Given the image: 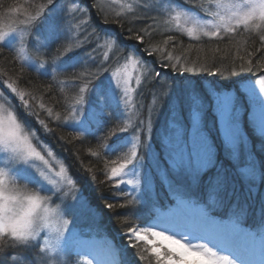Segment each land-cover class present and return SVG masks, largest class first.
Masks as SVG:
<instances>
[{
    "label": "snow or ice",
    "instance_id": "obj_1",
    "mask_svg": "<svg viewBox=\"0 0 264 264\" xmlns=\"http://www.w3.org/2000/svg\"><path fill=\"white\" fill-rule=\"evenodd\" d=\"M112 4L111 19L101 0H34L0 12V56L10 53L0 60V264H129L128 248L137 264H252L244 251H264V124L260 155L250 152L236 171L222 162L211 126L224 122V159L234 161L248 147L240 95L264 112V0ZM244 34L259 47L241 55L236 41L234 54L219 55L220 43ZM30 72L50 79L34 83ZM52 139L87 144L96 160L81 168L107 193L103 209L125 240L106 242L104 259L76 230L83 192ZM165 199L220 228L174 226L169 209L160 211ZM257 212L258 230L249 231Z\"/></svg>",
    "mask_w": 264,
    "mask_h": 264
},
{
    "label": "rangeland",
    "instance_id": "obj_2",
    "mask_svg": "<svg viewBox=\"0 0 264 264\" xmlns=\"http://www.w3.org/2000/svg\"><path fill=\"white\" fill-rule=\"evenodd\" d=\"M121 2H126V0H121ZM101 3L103 4V6L106 9V12L109 16V18L111 19L112 16L114 15V12L116 10H118V7L112 4V0H101ZM20 8H26L25 6H18ZM14 16H20L22 18V13H14ZM94 23H96L97 25H99L102 28H112L110 27V25H103L99 18L95 17L94 15ZM245 36H247V34H244L242 36H238L236 37V40L230 44L228 41H224L223 43H220V45L225 44V43H229V47L231 46L232 52H234L235 47L233 46L235 44L236 41H239V46H241V43H243V39L245 38ZM186 41H188V43L190 42L189 39L187 37H183ZM12 46L16 45V41H12L11 42ZM215 45V43H213L211 45V47H213ZM219 45V46H220ZM9 48V47H7ZM177 52H179V50H177ZM196 51H193L191 53V55L193 56V58L195 57L194 54H199V55H203L204 53H195ZM69 70H71V68H69ZM254 74H250L248 76H253ZM145 103L148 102V97L145 96ZM239 103L243 104L244 106V113H243V131L246 133L245 136V141L248 145L247 149L241 148V150L237 153V157L234 161H230V160H226L224 159V152H225V148H227V143H226V134H227V130L225 127V124L223 121H221L218 117H215V124L214 126H211V135L213 137V139L215 140V142L217 144H221L223 145V147L221 148V160L222 162L225 164L226 167L232 169L233 171L236 170H240L243 169L244 167H246V165L248 164L249 161V153L250 152H254V149L257 150V145H259L261 143L260 140V133H259V125L260 124H264V112L260 111L258 106H256L255 104H252L247 96L245 94H241L240 95V99H239ZM133 121L135 120V116L132 117ZM158 127H161V125H158ZM252 130L251 133L249 132L250 129ZM248 134H252L254 136V138L258 139V141L256 142H252L250 135ZM127 135V134H125ZM51 146L53 147V151L56 153H62L61 154V158L57 155V157L64 162V159H66V154H64L63 152H60V149L57 148L56 144H55V140L52 139L51 140ZM56 153V154H57ZM83 192V191H82ZM175 202V201H174ZM169 202L165 199L163 200V206L160 207V211L161 212H165L167 207H169ZM76 230L81 232L84 236L85 239H90L92 242H94L97 246H99L96 249V252L98 253V258L100 259H104V251H103V245L106 242H115L117 240V244H119L120 246H123L125 244V240L124 238L120 235V234H116V240L114 238L113 235V231L106 225V223L103 222V218L101 217V214L95 209L93 208L87 197L84 195L83 193V197H82V204L79 205L76 209ZM257 218L259 217V213L257 212L256 214ZM205 223V222H204ZM251 225L255 227V221H253L251 223ZM205 228V226H204ZM122 231V230H121ZM243 243V242H242ZM129 250L133 251L134 249L128 248L126 250L125 253V259L129 262V264H137L135 257H131L127 255V251L129 252ZM253 250V251H252ZM256 250V251H255ZM249 251V252H248ZM262 250L259 248V246H255L250 248L249 250H245L244 251V257L250 261H252V264H258L257 259H255L257 257V255L260 256H264V254L261 252ZM75 257L72 256L70 257V261H74Z\"/></svg>",
    "mask_w": 264,
    "mask_h": 264
},
{
    "label": "trees",
    "instance_id": "obj_3",
    "mask_svg": "<svg viewBox=\"0 0 264 264\" xmlns=\"http://www.w3.org/2000/svg\"><path fill=\"white\" fill-rule=\"evenodd\" d=\"M34 0H0V5H3V8H0V12L6 11L7 7H12V6H25L28 7V5L30 3H33ZM36 2H38V0H36ZM110 19V18H109ZM100 20V19H99ZM101 22V21H100ZM99 26V25H98ZM110 27L115 28L117 32L120 31V29L116 26V25H110ZM157 39H164L163 36L157 37ZM179 39L183 40V45L184 47H187V45L189 44L188 41H186L183 37H179ZM243 39V43H241L240 46V54L244 55V49L248 48L249 50H251L252 48L255 47H259L258 42L253 44L251 39H247V36H245V38ZM247 39V43H244V41ZM227 41V40H225ZM211 47V45L209 46ZM215 47V45L213 46ZM221 49V52L219 53V55H224L225 52L231 54L235 53L232 52L231 46L229 47V43H225L219 46ZM196 53V52H195ZM9 48L5 47L3 49V56H0V60H3L4 56H9ZM197 55V54H196ZM194 54V56H196ZM18 67V65H17ZM71 71V70H69ZM28 76H31L34 80V83H42L46 80H49L50 77H39L37 78V74L35 72H30L28 74H26ZM246 76L250 75V74H245ZM58 79H64V76H59ZM207 79H212L211 77H208ZM218 79V78H217ZM51 95V94H50ZM44 102L46 103V105L51 106L52 105V100L49 99L48 96H45L44 98ZM59 110V109H58ZM54 126V125H53ZM250 129V128H249ZM57 136L59 135H64L66 138H70L69 137V131L66 128H60L57 129ZM251 129H250V133H251ZM251 137V141L252 142H256L258 141V139L254 138V136L252 134H248ZM91 139V138H90ZM55 140V144L57 146V148L60 149V152H63L64 154H66V159H64L65 165L70 167V172L72 174V176L77 179L78 181V186L81 188V190L83 191L84 195L87 197L90 205L95 208L100 214L101 217L103 218V222L106 223V225L116 234H120L121 230H122V225L118 222V218L114 215L108 214L106 209H103V202L101 200V196L103 195H107V193H102L101 189L97 187L96 184H93L91 182L90 173H86L85 171L82 170L81 168V163H83V165L85 166H92L96 164V160L95 158L90 157L87 152H86V148L88 147L87 144H83L78 140H72V142L70 144L65 145L63 141H57ZM92 143L94 144L95 141L92 140ZM109 143H112V141H110ZM118 143V142H117ZM254 152H256V154L259 156V152L254 149ZM57 153V152H56ZM62 153H57V155L61 158ZM77 157H79V159H77ZM97 178L98 181L99 180H103L104 177L102 175L97 174ZM255 219V222L258 220L257 216L253 217ZM254 220L252 218L249 219V222L252 223ZM127 255L128 256H134V250L129 252L127 251Z\"/></svg>",
    "mask_w": 264,
    "mask_h": 264
},
{
    "label": "bare ground",
    "instance_id": "obj_4",
    "mask_svg": "<svg viewBox=\"0 0 264 264\" xmlns=\"http://www.w3.org/2000/svg\"><path fill=\"white\" fill-rule=\"evenodd\" d=\"M206 225H207V230L209 231H211L214 228V224L208 223V222L204 223L203 221H200L196 218L180 217L178 218V221H176V223L174 224V226L176 227H191V228H197V229H203V230H206L204 228V226ZM238 241H240V239ZM255 259H257L258 264H260V262L262 261V259H260L259 256H257Z\"/></svg>",
    "mask_w": 264,
    "mask_h": 264
}]
</instances>
